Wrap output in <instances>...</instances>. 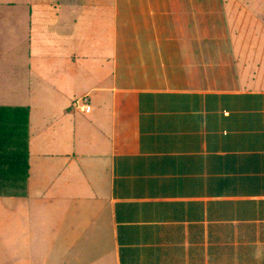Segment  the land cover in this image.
Masks as SVG:
<instances>
[{"label":"crops","instance_id":"0c3cea01","mask_svg":"<svg viewBox=\"0 0 264 264\" xmlns=\"http://www.w3.org/2000/svg\"><path fill=\"white\" fill-rule=\"evenodd\" d=\"M219 2H0L33 21L0 53V111H28L29 147L2 209L44 206L58 246L94 251L76 264H264V44ZM13 233L0 264L28 260Z\"/></svg>","mask_w":264,"mask_h":264},{"label":"rangeland","instance_id":"374dc122","mask_svg":"<svg viewBox=\"0 0 264 264\" xmlns=\"http://www.w3.org/2000/svg\"><path fill=\"white\" fill-rule=\"evenodd\" d=\"M23 2L27 0H0V2ZM46 1V0H43ZM223 2L221 3V7L224 10V14H229L230 19H234V22H241L244 21V25L242 27L243 33L245 36H248L250 40L255 39V36L261 37L262 39L258 40L261 43L264 44V0H219ZM239 4H243V16H241V8L238 6ZM249 3V5H247ZM233 5V7H231ZM1 7V6H0ZM226 8V10H225ZM234 8V9H231ZM3 13V10L0 8V16ZM24 14V13H23ZM222 13L219 12V25L222 24ZM222 17V18H221ZM21 21L19 23H15L12 21V19H9V21L5 22L0 17V53L3 51H6L7 49L14 47L15 50H20L16 38H14L13 42L9 41V36H25V39L28 43L29 39V33L30 25L32 24V20L28 15H22ZM10 25V27H9ZM8 26V28H7ZM13 31V33H12ZM25 32V33H22ZM230 36L234 37L233 34H241L237 27L230 28L229 32ZM241 36V35H240ZM243 39V38H242ZM257 40V38H256ZM33 51H35V47L31 48ZM5 84H0V88H5ZM7 90L0 89V101H3L2 97L4 96ZM4 117V116H3ZM12 120L10 116H7L6 118H0V129H8L12 126ZM29 149V147H28ZM36 154H31V159L34 158ZM33 183H31L32 185ZM31 198L30 201H33L35 199L39 198H47L49 195V192H45L43 190V187L35 188L34 186H31ZM43 190V191H42ZM33 206V212L36 213V219L34 223L29 222V218L26 216L25 211L20 209V207H17V212L14 215H11L9 213V207H7V211H4L2 207L0 206V210L2 211L0 213V238H7L11 239V235L15 236V233H13V229L15 231H19V237H17L19 243V247H17V250L22 252V250L27 249L28 260H24L23 264H76L79 259L75 258L77 254H83V258H86V260L89 261L91 258V261L94 260L96 256H94L91 249L84 248L80 249L72 247L70 249L67 244L64 243V241L61 239V237H58V241L60 243H64L58 246L59 243L54 239L53 231L50 229V223H49V215H45L42 217L41 220H39V214L42 211H45V207L42 205H38L37 203L32 204ZM8 206H16L10 202H8ZM16 214L19 215L16 216ZM45 221V222H43ZM62 236H66L64 233ZM7 246L0 247V253L3 252V250H7L9 252V248L11 247L10 240H6ZM25 247H24V245ZM81 246V245H79ZM12 255L19 256L21 258V254L14 250L11 251ZM96 252V251H95ZM82 258V259H83ZM7 257L0 260V262H5Z\"/></svg>","mask_w":264,"mask_h":264},{"label":"trees","instance_id":"16d2710c","mask_svg":"<svg viewBox=\"0 0 264 264\" xmlns=\"http://www.w3.org/2000/svg\"><path fill=\"white\" fill-rule=\"evenodd\" d=\"M27 112L7 107L0 111V118L10 116L13 121L10 128L0 129V194L18 193L26 188L29 177Z\"/></svg>","mask_w":264,"mask_h":264},{"label":"built area","instance_id":"2783aa9c","mask_svg":"<svg viewBox=\"0 0 264 264\" xmlns=\"http://www.w3.org/2000/svg\"><path fill=\"white\" fill-rule=\"evenodd\" d=\"M83 101L87 102V98H84ZM85 109H86V111H90L91 107L90 106H86Z\"/></svg>","mask_w":264,"mask_h":264}]
</instances>
